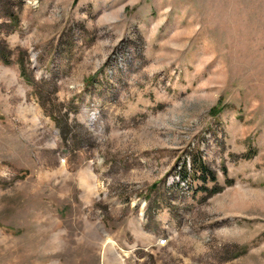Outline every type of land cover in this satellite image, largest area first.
Here are the masks:
<instances>
[{"label": "rangeland", "instance_id": "rangeland-1", "mask_svg": "<svg viewBox=\"0 0 264 264\" xmlns=\"http://www.w3.org/2000/svg\"><path fill=\"white\" fill-rule=\"evenodd\" d=\"M0 264H264V0H0Z\"/></svg>", "mask_w": 264, "mask_h": 264}, {"label": "trees", "instance_id": "trees-1", "mask_svg": "<svg viewBox=\"0 0 264 264\" xmlns=\"http://www.w3.org/2000/svg\"><path fill=\"white\" fill-rule=\"evenodd\" d=\"M4 61H6V60H4ZM20 63H21V67H22V69H21V75H23L24 77H28L25 63H23V61L20 62ZM32 83H34V81H32ZM219 109H220V107H219L218 105H216V106H214V107L212 108V111L218 112ZM67 128H68V127H67ZM67 128H66V126H64V124L61 125V128L59 129V131H60V135H63V134L65 133V131H66ZM196 161H197V159L194 158V162H196ZM198 162H199V160H198ZM196 163H197V162H196ZM186 167H187V165H186ZM204 168H205V170H207L208 174H211V175L213 176L214 179L217 178V176H216V172H215V171H212V170L210 171V170H208L209 167H204ZM186 169H187V168H186ZM226 172H227V170L224 169V173H226ZM219 189H220V187H218L217 185H215V186L211 189V191H212V193H214V192L218 191Z\"/></svg>", "mask_w": 264, "mask_h": 264}, {"label": "bare ground", "instance_id": "bare-ground-1", "mask_svg": "<svg viewBox=\"0 0 264 264\" xmlns=\"http://www.w3.org/2000/svg\"><path fill=\"white\" fill-rule=\"evenodd\" d=\"M161 241H162L163 243H165L164 241H166V239H165V238H163Z\"/></svg>", "mask_w": 264, "mask_h": 264}, {"label": "built area", "instance_id": "built-area-1", "mask_svg": "<svg viewBox=\"0 0 264 264\" xmlns=\"http://www.w3.org/2000/svg\"><path fill=\"white\" fill-rule=\"evenodd\" d=\"M164 242H166V241H164Z\"/></svg>", "mask_w": 264, "mask_h": 264}]
</instances>
